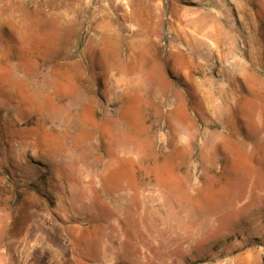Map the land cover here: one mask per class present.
<instances>
[{"label": "rangeland", "instance_id": "rangeland-1", "mask_svg": "<svg viewBox=\"0 0 264 264\" xmlns=\"http://www.w3.org/2000/svg\"><path fill=\"white\" fill-rule=\"evenodd\" d=\"M262 75L264 0H0V264H264Z\"/></svg>", "mask_w": 264, "mask_h": 264}, {"label": "crops", "instance_id": "crops-1", "mask_svg": "<svg viewBox=\"0 0 264 264\" xmlns=\"http://www.w3.org/2000/svg\"><path fill=\"white\" fill-rule=\"evenodd\" d=\"M240 65L242 66V68H241V74H239L238 79H239L241 89H243V86L246 88L249 87L251 81L249 80V74L246 71V68H244V64H240ZM263 83H264V75H262V77H261V88L258 90V93H260V95H263V92H264ZM243 92H244V90H243Z\"/></svg>", "mask_w": 264, "mask_h": 264}, {"label": "bare ground", "instance_id": "bare-ground-1", "mask_svg": "<svg viewBox=\"0 0 264 264\" xmlns=\"http://www.w3.org/2000/svg\"><path fill=\"white\" fill-rule=\"evenodd\" d=\"M230 52V51H229ZM222 57V56H221Z\"/></svg>", "mask_w": 264, "mask_h": 264}]
</instances>
